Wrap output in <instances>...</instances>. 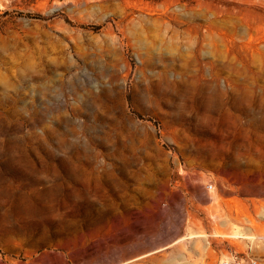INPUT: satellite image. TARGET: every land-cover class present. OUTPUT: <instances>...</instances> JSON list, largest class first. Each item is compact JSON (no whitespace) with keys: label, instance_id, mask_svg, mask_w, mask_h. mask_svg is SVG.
<instances>
[{"label":"rangeland","instance_id":"1","mask_svg":"<svg viewBox=\"0 0 264 264\" xmlns=\"http://www.w3.org/2000/svg\"><path fill=\"white\" fill-rule=\"evenodd\" d=\"M229 255L264 264V1L0 0V264Z\"/></svg>","mask_w":264,"mask_h":264},{"label":"built area","instance_id":"2","mask_svg":"<svg viewBox=\"0 0 264 264\" xmlns=\"http://www.w3.org/2000/svg\"><path fill=\"white\" fill-rule=\"evenodd\" d=\"M264 1V0H257ZM212 185H209L211 187ZM221 264H259L256 258H248L247 260L240 259L238 256L229 255L221 261Z\"/></svg>","mask_w":264,"mask_h":264}]
</instances>
